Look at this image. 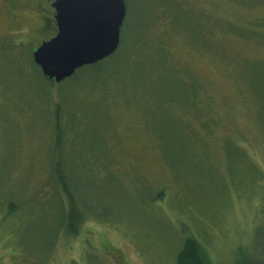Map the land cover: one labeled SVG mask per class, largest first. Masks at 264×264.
Segmentation results:
<instances>
[{"label": "rangeland", "instance_id": "1", "mask_svg": "<svg viewBox=\"0 0 264 264\" xmlns=\"http://www.w3.org/2000/svg\"><path fill=\"white\" fill-rule=\"evenodd\" d=\"M27 1L0 0V211L52 205L56 190L67 206L51 181L60 101L31 58L55 35L46 25L54 10L52 0ZM124 3L123 48L141 51L134 72L63 106L72 117L63 135L70 127L86 151L64 139L57 153L78 209L97 205L102 219L86 218L77 235L62 230L51 248L55 227L29 217L22 245L5 220L0 264H175L186 237L212 264H264V0ZM178 89L202 91V105L172 106Z\"/></svg>", "mask_w": 264, "mask_h": 264}, {"label": "trees", "instance_id": "2", "mask_svg": "<svg viewBox=\"0 0 264 264\" xmlns=\"http://www.w3.org/2000/svg\"><path fill=\"white\" fill-rule=\"evenodd\" d=\"M49 20L50 21L46 23V25H49L48 30H55L54 20L52 19ZM138 27L141 29L142 28L141 24L138 23ZM120 32L121 33H120L119 47L113 55L98 63L89 66H84L78 69L73 76L60 83H55L53 81H46L41 75L39 68L35 66V64L32 61L33 72L39 74L40 79L45 84L48 85L47 87L49 88L56 87V91L58 93V97L60 101V102H55L53 107H51L55 109V111L53 110L52 113L53 115L51 116L52 132H53L52 146L54 145L53 160H52L54 166L51 173L52 174L51 179L53 180L51 181L54 183L57 189L59 188V191H61L64 194L67 202V206H64L63 200L60 199V194L58 193V190L54 191V194L56 196L54 199H51L53 202L52 205L49 204V201L46 203L41 202L33 205L32 208H30V210L28 211L25 210V207L22 203H19L17 201L8 202L5 207L1 208L0 225L2 223H6L5 220L7 222L8 221L13 222L11 223V227H9L8 229L9 237L15 236L16 238V236H18L17 233H19L22 226H25V224H23V221L26 222V220H28L29 217H32L31 219L33 220L35 218H38L39 223L41 225L45 221V223L48 226H53L56 228V230L51 234L52 246L49 247L51 248L53 247L55 241L57 240L56 235L62 230H64L65 233L71 235H77L80 232V229L82 228L84 222L86 221V218L91 217L94 219H102L101 217L102 211L101 209H99L97 205L96 208H94L95 212L94 213L90 212V214L87 212L85 206H82L83 210L78 209L75 202V195L77 194V189L74 186L73 176H71L69 172L65 171L64 169L65 167L63 166L64 162L61 161L62 158H60L59 155L57 156V153L59 152L61 156V148H63L64 139H67L65 138L66 136L63 135L64 133L63 129L65 126L72 123V117L64 114L63 106L66 103L78 102L77 97L83 96L87 92L86 90L95 87L102 86L103 88V87H109L114 84H118L120 82V81L118 82V80H121L122 78L126 80L125 78L129 76V74L134 72L132 69L133 64L131 61L135 59V57L138 56L141 51L136 52V49L134 50L130 49L127 52V49L123 48L125 47L126 44L124 41V35H122V33L124 32L123 25L120 29ZM139 34H141V32ZM211 34L212 33H210V35ZM137 36H135V38H138ZM260 37L264 39L262 34H260ZM48 91L49 89L47 88L46 91L43 92L44 95H47ZM171 93H172L170 97L171 100L169 101L175 102V104L172 106H175L180 110L183 109L191 110L193 108L196 109L195 106L197 104L202 105L203 100L205 99V94L202 93V91L199 94L197 92L193 93L192 90H189L188 92L185 93L184 90L180 91L178 89L177 91L175 90L171 91ZM209 95L210 94H208V98L210 100L211 98ZM251 96L253 95L251 94ZM70 134H72L73 136L71 137ZM67 135H68V139H67L68 144L72 146L75 154L76 151H78V153H83L84 151H86L83 149L84 143L82 137H80L81 138L80 141L75 139L74 134L70 130V127H68L67 129ZM86 146H87V151L92 153V150L90 149L89 145L86 144ZM56 187L54 189H56ZM99 200L101 199L98 198V201ZM14 229H16V234L13 233ZM18 238H19V242L23 245L24 240L22 241V237L18 236ZM238 254L242 255L241 252H239ZM23 255L25 256V254ZM175 264H212V263L207 256V251L205 247H203L199 243V241L194 239L193 237H186L183 239V242L176 253ZM235 264H259V262L254 261L248 257H240L238 261L236 260Z\"/></svg>", "mask_w": 264, "mask_h": 264}, {"label": "water", "instance_id": "3", "mask_svg": "<svg viewBox=\"0 0 264 264\" xmlns=\"http://www.w3.org/2000/svg\"><path fill=\"white\" fill-rule=\"evenodd\" d=\"M51 8L55 35L31 53L46 81L60 83L117 51L124 0H52Z\"/></svg>", "mask_w": 264, "mask_h": 264}, {"label": "flooded vegetation", "instance_id": "4", "mask_svg": "<svg viewBox=\"0 0 264 264\" xmlns=\"http://www.w3.org/2000/svg\"><path fill=\"white\" fill-rule=\"evenodd\" d=\"M29 2H33V1H35L37 4H39V6L40 5H42L43 3H44V1L43 0H28ZM27 1V2H28ZM48 0H45V3L47 2ZM51 4L52 3H49V4H47V6H48V8L51 6ZM29 7V6H28ZM29 9H31V7H29ZM36 9V8H35ZM50 9V8H49ZM36 10H38V9H36ZM41 11H42V6H41ZM51 12L53 13V9L51 10ZM50 19H53V16L52 17H50ZM40 20H41V23L44 25L45 24V20H46V18H44V17H40ZM54 20V19H53ZM53 32H54V30H53ZM52 32V33H53ZM50 39V38H49Z\"/></svg>", "mask_w": 264, "mask_h": 264}]
</instances>
